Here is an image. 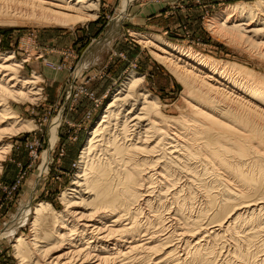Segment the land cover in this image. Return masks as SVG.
Returning a JSON list of instances; mask_svg holds the SVG:
<instances>
[{
  "label": "bare ground",
  "instance_id": "obj_1",
  "mask_svg": "<svg viewBox=\"0 0 264 264\" xmlns=\"http://www.w3.org/2000/svg\"><path fill=\"white\" fill-rule=\"evenodd\" d=\"M130 1H121L120 13ZM98 5L0 0V23H16L22 13H11L19 10L25 21L71 28L94 20ZM208 25L264 58V0L227 7ZM134 35L181 82L189 113L163 115L142 77L130 73L80 150L77 172L59 195L63 210L32 206V238H14L15 256L20 264H264V77ZM21 63L0 54V157L10 147L3 138L30 126L10 101L39 96L38 76L22 77ZM196 191L204 199L193 213Z\"/></svg>",
  "mask_w": 264,
  "mask_h": 264
},
{
  "label": "rangeland",
  "instance_id": "obj_2",
  "mask_svg": "<svg viewBox=\"0 0 264 264\" xmlns=\"http://www.w3.org/2000/svg\"><path fill=\"white\" fill-rule=\"evenodd\" d=\"M121 1L98 0L96 18L71 28L27 22L25 11L19 10L11 14L22 13L15 18L23 24L18 19L0 23V54H13L22 62L20 75H37L39 80L36 101H10L30 126L3 138L10 147L0 157V232L5 233L0 237V264H20L12 244L19 235L32 238V206L47 202L55 212L63 210L59 195L77 172L80 150L130 73L142 77L141 87L158 99L163 115L178 118L189 113L181 82L152 57L154 47L137 44L134 34L155 35L195 55L233 62L264 77V58L257 50L231 42L222 29L208 25L227 7L257 0H131L120 13ZM90 53L95 56L93 66L86 68ZM56 125L55 145H50L49 133ZM44 155H49L46 164ZM194 196L193 213L204 199L201 191Z\"/></svg>",
  "mask_w": 264,
  "mask_h": 264
},
{
  "label": "crops",
  "instance_id": "obj_3",
  "mask_svg": "<svg viewBox=\"0 0 264 264\" xmlns=\"http://www.w3.org/2000/svg\"><path fill=\"white\" fill-rule=\"evenodd\" d=\"M156 17H159V16L157 15ZM154 18H155V16H154ZM94 57L95 56H93V57L91 56V53L86 57V59H85L86 63L84 64V66L86 68H91L93 66V58Z\"/></svg>",
  "mask_w": 264,
  "mask_h": 264
}]
</instances>
